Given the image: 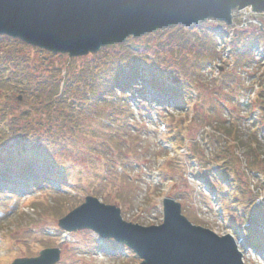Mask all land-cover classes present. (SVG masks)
<instances>
[{"label":"rangeland","instance_id":"374dc122","mask_svg":"<svg viewBox=\"0 0 264 264\" xmlns=\"http://www.w3.org/2000/svg\"><path fill=\"white\" fill-rule=\"evenodd\" d=\"M232 14V26H227L222 21L209 18L203 21L206 24L197 31L198 34H202V31L207 26L210 31L211 28L214 29L212 31L214 35L213 38L207 40L205 43L207 50H211V55L208 56L210 57L209 60L198 67L200 69L199 78H193L189 82L193 83L192 90L193 88L196 90L193 94L194 98H191L190 93L186 94V89H183L182 92L177 90L179 94L181 93L182 98L185 97L182 99L183 102L180 100L181 104L175 102L174 96L168 97L167 95V99L163 98L159 102L152 101L149 95L140 92L142 78L146 76L143 73L144 71H142L143 68L140 69L139 64L137 66L138 75L134 78L133 87L130 88L129 93L125 94L132 111L131 119L134 124L129 126L127 132L119 129L111 135L119 138L116 144L104 142L105 147L108 146L107 150L104 151L106 155L101 153L103 151L101 149V141H97L95 148H87V145H84L86 136L88 137L93 128H95L94 132L103 133L102 135L108 134V131L104 130L101 120L99 121L100 117L97 118L96 116L98 115H93L90 118L89 114V121L87 120L84 124L80 125L81 128L79 127L84 137H80L73 144L72 142L75 140H71L72 142L68 140L69 146L65 149L63 157L59 153H54L52 154V162L50 164L44 163L43 156H48L49 151L47 149L49 148H46V152L43 154L40 152L37 157H34V170L42 176V179L46 178V176L57 179L60 185L59 188L56 189L48 181L45 182L43 180L33 187H28L29 189L32 188V190H25L23 192L21 190L14 192L6 182V184H3L4 187H0V232L2 235L0 248L8 246L11 248L7 256H4V258L0 257V264H10L17 257L36 256L40 250L46 248L45 246H49L48 244L56 247V245L60 246L66 242L71 245L67 246L66 249H64L63 245L60 247L62 249L60 251V259L56 264H124L116 249L114 254L109 255L104 251H100L95 242L91 243V241L90 244L87 241L85 242L84 239H88L89 235L95 241V236L87 228L82 231L70 232L68 240L50 239L47 237L46 227H53L48 224L57 225L59 218L46 217L40 213L42 208L38 209L33 204L38 202L55 206L56 199L62 195H65L66 211L84 201L86 195H92L104 201L105 204L110 202V204L117 205L118 207L120 205L122 207V218L126 222L137 223L141 226H150L158 223L160 216L157 212V206L161 205V198L159 197L161 195L163 197L169 196L174 200L173 202L179 205L181 213L194 225L210 229L219 236L231 234L240 237L239 235L242 234V231L248 235L246 230L239 229L237 232H234L233 227L227 225L226 221H230L229 216L231 213H235L236 211L243 212L247 209L246 205L248 203L246 202L250 201L251 195H256V204L264 202V182L258 180L255 174L257 171L258 173L262 171L250 168L247 156L251 158V155L247 154L246 146H241L238 142L240 140L246 142V144L253 145L251 144L253 140H250L249 133H252L251 131L255 130L256 127L253 128L252 126L256 123L264 125L259 118H253L251 108L254 106L251 105L249 107L248 102L252 97L250 95L252 83L258 80L256 72L259 71V64L262 65L263 62L258 59L259 54L256 51L257 47L254 45L248 60H240L239 63V59L237 58L236 67L234 65L235 71L234 73L231 72V75L228 70H232L234 59L230 56L225 57V51L228 50L226 34L232 33L236 29L234 26H239L238 32L245 30L252 32L264 42V14H253L248 9L244 10V12L238 11ZM242 14L243 17L245 14L244 19H241ZM241 20H244L245 23L243 24ZM249 23H252L250 24L251 26H249ZM257 24L263 30L256 28ZM236 36L238 37V35ZM151 44L149 51L156 55L155 42L151 41ZM259 50L262 51L260 48ZM2 51L1 49V55ZM188 52L186 48L180 49V52H175L172 57L177 66H173L172 70H177L180 65L183 67L184 58H188ZM31 55L30 58L26 56L28 60L27 64L23 63L24 68L20 67L21 70L13 72V78L8 76V68L4 70L0 65V80L5 82L4 88H1L0 91V105L7 109L12 108L13 113L16 115L15 117L19 116L20 118L22 116L20 113H15L17 110L19 112V108H21L24 116L27 107L30 109L29 113L33 115L29 119L25 118L24 122H17L12 129L13 134H9L11 135L10 137L7 134H0V140L8 136L7 139L15 138L20 142L27 138V132L41 133L49 129L50 122L47 121L48 118L45 117V112L42 111L36 114L34 109L41 103L42 107L46 104V110H49L50 113H55L56 106L54 102L58 100L57 95L60 93L57 85L58 81L60 83L59 86L63 85L64 87L61 90V94H63L62 97H65L66 103H69L68 100L73 98L72 96L75 94L74 92V94L65 95V84L68 79L71 80L69 66L74 64L73 70L75 67H79L83 63L80 59L70 58L65 54H55L50 57L44 53L33 52ZM182 56H184L183 59ZM261 56L264 57L263 51ZM92 57L88 54L81 58L89 61ZM156 59L152 61V66H154L153 64ZM213 64L214 66L216 64L222 67L224 74L221 78L219 77L220 75H217ZM27 73L37 75L38 79H48L45 84L44 95L42 94L38 99L41 102H38L34 97L31 100V107L27 106L28 104H25V101H23L29 91L26 88ZM175 77L170 74L168 81L171 84H180V78ZM54 81L56 83L53 87L52 82ZM75 82L79 83L80 87V81L75 80ZM72 83L74 84V81ZM262 83H264V80ZM72 91L73 89H70L69 92ZM20 95L22 96L21 100H17V97ZM79 96L81 97V95ZM10 97L11 99H9ZM217 97H221L226 103H219ZM92 99L93 96L88 101H92ZM60 100H58V103H60ZM65 101L63 100V103ZM66 103L65 106L67 108L72 106ZM186 103H189L190 107ZM75 104L78 107L81 104V100L78 97L75 99ZM182 104L188 107V112L185 113L188 114V119L185 127H183L186 131L187 129L189 130L186 133L188 138H190L187 140L188 146L185 149H180V146H171L170 143H167V145L160 144L158 142V138L161 135L158 125L159 121L161 119H171L173 115L178 116L182 112L180 108ZM75 110L72 107V111L76 112ZM85 110L86 108L82 107L81 114L75 113L73 116L79 118ZM185 111L186 109H184ZM199 114L205 115V117L210 116L203 120L204 123H200L198 121ZM191 116L193 119H191ZM251 118L254 119V124H252ZM209 119L213 121L216 119L225 124L228 121L233 123L234 133H237L238 138L235 136V139L233 137L227 138L233 142V146L227 149V151L224 150L225 138L224 140H220L219 138L217 142L218 133L222 134L223 137L224 133L212 128V121L209 123ZM102 123H106V121L103 120ZM66 126L67 124H65V128ZM188 126L190 128H186ZM209 130L213 132L212 135L208 133ZM260 130L262 129L260 128ZM109 132L111 133V131ZM31 138L33 137L27 138V143L33 142ZM258 139L259 141L264 140V133H258ZM221 146L222 151H226L230 155L229 162L236 169L234 179H230L234 173L229 167L223 171L222 176L219 178L215 174L220 173L221 167L218 171L212 168L213 165H221V162L218 161L220 156L209 155L216 148L218 150L219 148L221 149ZM8 147H14V144L8 145ZM189 150L196 152L197 157L195 158L198 159L196 162L199 163L200 161L201 163L198 165L192 163L189 156H191L190 158H194V156ZM172 152H177L178 155L173 156ZM27 154L29 156L32 155L31 151ZM261 154L262 160L260 161L263 162L264 152H261ZM85 155L88 156L85 157ZM102 155L106 159H103ZM257 162L259 161L257 160ZM207 163H209L208 166L211 171L206 166L205 178H196L195 173L200 171V167ZM257 166L259 168V165ZM158 167L164 168L166 173L159 180V183L169 179L170 184L169 188L164 191L157 185L161 191V195L157 197L159 191L158 188L151 186L150 176L153 169H158ZM170 189L171 192L169 194ZM212 194H215L217 198L216 202L212 200ZM149 198H151V203L148 205L147 199ZM216 203L220 204L223 208L221 214L215 209ZM70 206L72 207L70 208ZM251 209L252 206L249 205L247 211H252ZM228 211L230 212L228 213ZM79 218L81 219V217ZM31 219L39 221L32 222ZM81 223L80 220H76L72 224ZM42 225L43 227L37 228L35 234H32L29 230L30 226ZM116 246L113 245L115 248ZM244 246L246 244L241 241V247ZM127 259L129 260V264H138L136 257L130 253ZM243 261L246 264H264V252L247 246L246 251H244Z\"/></svg>","mask_w":264,"mask_h":264},{"label":"water","instance_id":"95a60500","mask_svg":"<svg viewBox=\"0 0 264 264\" xmlns=\"http://www.w3.org/2000/svg\"><path fill=\"white\" fill-rule=\"evenodd\" d=\"M246 7L264 12V0H0V34L54 53L81 56L170 25L196 24L209 17L231 24L232 10ZM79 211L101 213L85 222L127 238L145 258L141 264H244L230 235L192 225L171 200L165 222L147 228L121 223L117 209L95 199L66 219L71 221ZM58 259L59 250L48 248L38 257L17 258L11 264H54Z\"/></svg>","mask_w":264,"mask_h":264},{"label":"trees","instance_id":"16d2710c","mask_svg":"<svg viewBox=\"0 0 264 264\" xmlns=\"http://www.w3.org/2000/svg\"><path fill=\"white\" fill-rule=\"evenodd\" d=\"M205 24L206 22H201L198 25H192L190 28L177 25L165 29H159L154 33H150L137 39L128 40L127 42L116 46L104 47L97 54H94L89 61L83 58H77L83 63L79 67H75L74 70V64L69 66L71 77L75 85L78 87L74 90L76 94L74 99L78 97L81 100L80 107L75 110L76 112L72 111L73 104H71L72 106L69 108L65 106L63 98H58V100L61 99L60 103H58V100L54 102L56 106L55 113H50L49 110H46V104L43 106L44 109L41 106V103L35 109L33 108L36 114L44 111L46 114L45 117L48 118L47 121L50 122L47 134H45V140L47 144L51 146L52 152H56L60 148L64 150L63 148L66 146L68 140L78 141L80 137H84L79 130V127L81 128V124H84L87 120L89 121V114L90 118L93 115H98L96 116L97 118L100 117L99 121L101 120L104 130H107L108 134L102 135L103 133L94 132L95 128H93V131L88 137L86 136L84 142V145H87V148H95L97 141H101V149L106 151L108 146L105 147L104 142H112L113 144H116L119 140V138L111 136L115 131L120 129L121 131L124 130L123 132H127L129 126H132L134 123L131 119L132 111L128 104L127 95L125 94L129 93L130 88L133 87V83L135 82L134 78L138 75L137 66L143 60L148 62L147 52L150 50V45H152L151 41H154L156 45L155 56H157V59L155 64L158 67L159 73V77L155 79L154 84L164 90L168 97H170V94H174L176 99L182 98L181 93L179 94L177 90L182 92L183 89H186L185 92L188 94L189 82H191L193 78H199L200 69L198 67L202 63L204 64V62L206 63L210 58L208 56L211 55V50H207L205 43L207 40L213 38L214 33L212 31H214V29L211 28L210 31L209 27L206 26L202 31V34L197 33V31ZM256 28L259 30L262 29L259 25H256ZM237 35V39L235 38L228 43L231 47L232 55L235 56V58H238L240 63V60H248L252 47L261 39L259 36H255L254 33L247 32L246 30L237 32ZM185 48L188 49L189 52L187 55L188 58L182 56V59H185L183 67L180 65L177 70H172L173 66H177L172 56L175 52H180V49ZM1 49L5 52L11 53L21 52L23 61L26 60V56L30 57L32 51L37 53L42 51L50 57L53 56L50 52L38 48H31L18 40H12L6 36H0V50ZM7 61L8 65L14 63L12 58L11 61L13 63L10 62V58H8ZM1 62L5 63L4 61ZM14 67H16V70H20L17 63ZM165 69L166 71H164ZM92 70L94 71L91 72ZM152 70L154 71L153 68ZM170 74L176 76L175 78L179 77L181 80L180 84L169 83L168 78ZM26 80V88L29 90L27 95L29 96L25 95L23 101H25V104H28L27 106L31 107V100H33L34 97L38 100L42 94L44 95L46 83L44 80L38 79L36 75L31 73L26 74ZM75 80L78 82L80 81V87L79 83H76ZM70 89L71 87L68 84L66 91H70ZM86 92L92 94V101L87 100ZM79 95H81V97ZM29 97L31 98L30 100ZM38 102H41V100H38ZM255 103L260 111L259 120H261V123H264V86L262 87L258 98H256ZM82 107L86 108L85 112L82 116H79V118H75L73 114L78 113L80 115ZM25 110L30 112L28 107ZM26 111L23 116L22 110L19 108L18 113L22 115V118H27L28 115ZM208 116L205 117V115L199 114L198 121L204 123L203 120H205V118L207 119ZM103 120H105L106 123H102ZM210 121H212V128L217 130L220 129L225 133L226 139L228 137H233L234 139L235 137L238 138L237 133H234L235 130L232 124L226 125L216 119L214 121L209 119V123ZM65 124H67L66 128ZM178 129L180 131L181 125H178ZM259 130L260 128L257 127L255 132L253 131L252 133H249L250 140H253L254 142L253 146L238 140L239 145L246 146L247 154L251 155V158H248L250 168L257 167V153L264 152V141L261 142L258 139ZM109 131H111V133ZM179 140L181 141V139ZM218 141L219 139L217 138V142ZM73 143L74 142H72V144ZM0 164H2L4 168L1 169L2 166H0V177L2 180L11 181L13 176H15V179L19 177L25 182H30L36 174L33 169V162L27 157H15L13 155L4 158L0 157ZM56 201L55 206L43 205L36 202L33 205L37 206L38 209L42 208L40 213L44 214L46 217L56 218L65 214V196H60ZM262 206L264 207V204ZM244 212L245 214L242 216L233 213L231 216V224L234 229H236L239 226L248 223L245 228L248 233L249 245L256 250L263 251L264 208L260 207L259 210L253 211L252 216L250 211ZM31 221L38 222L39 220L31 219ZM125 264H129V262H125Z\"/></svg>","mask_w":264,"mask_h":264}]
</instances>
